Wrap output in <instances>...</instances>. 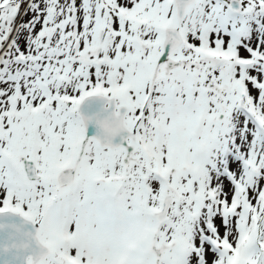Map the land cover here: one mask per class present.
I'll return each mask as SVG.
<instances>
[{
  "label": "snow or ice",
  "instance_id": "6c2138e0",
  "mask_svg": "<svg viewBox=\"0 0 264 264\" xmlns=\"http://www.w3.org/2000/svg\"><path fill=\"white\" fill-rule=\"evenodd\" d=\"M0 264H264V0H0Z\"/></svg>",
  "mask_w": 264,
  "mask_h": 264
}]
</instances>
